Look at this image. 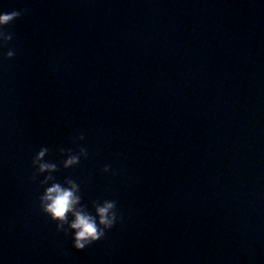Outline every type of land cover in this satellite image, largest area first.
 Returning a JSON list of instances; mask_svg holds the SVG:
<instances>
[{
    "label": "clouds",
    "instance_id": "9594fccd",
    "mask_svg": "<svg viewBox=\"0 0 264 264\" xmlns=\"http://www.w3.org/2000/svg\"><path fill=\"white\" fill-rule=\"evenodd\" d=\"M20 15L21 12L15 10L0 11V50L13 39L12 34L6 32L4 27ZM14 55V49L9 48L0 55V62ZM78 139L84 140L83 134ZM47 152V148L41 147L31 158V179L38 180L42 189L37 196L39 209L55 223L57 232L66 236L70 234L72 248L83 250L102 239L106 231L119 222L116 202L109 199L92 200L87 204L82 202L81 185L71 177H65L62 181L57 179L53 173L58 171V164L45 159ZM60 154L66 158L59 162V167L70 169L80 163L82 156L87 158L88 151L85 147H81L78 153L61 149ZM103 171L109 172V166L106 165Z\"/></svg>",
    "mask_w": 264,
    "mask_h": 264
}]
</instances>
